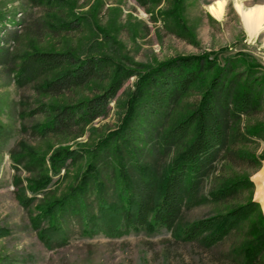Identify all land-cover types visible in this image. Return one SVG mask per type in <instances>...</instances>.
I'll list each match as a JSON object with an SVG mask.
<instances>
[{
  "label": "trees",
  "instance_id": "1",
  "mask_svg": "<svg viewBox=\"0 0 264 264\" xmlns=\"http://www.w3.org/2000/svg\"><path fill=\"white\" fill-rule=\"evenodd\" d=\"M175 17L181 21L178 15ZM77 20L64 22L60 27L74 30L73 25L85 23L86 19L81 16ZM7 41L3 39L0 46L2 68L11 65V52L4 47ZM239 62L237 58L203 54L150 67L134 64L128 69L104 55L81 58L70 51L35 50L25 55L19 65L8 67L17 86L34 84L41 96L69 92L87 84L98 73L114 70L106 88L89 99L65 105L40 102L30 113L26 112L43 119L23 125L21 130L42 139L103 117L123 83L136 77L116 129L91 147L56 149L48 159L49 167L45 156L23 141L9 151L15 170L21 168L30 175L28 195L19 187L17 177L13 184L20 192L18 203L29 213L28 227L36 233L38 242L47 249L66 245L73 221L78 222L82 235L103 234L110 238L164 229L185 246L198 247L227 263L259 264L264 253V214L256 203L250 201L181 225L186 211L219 204L243 186L248 187V181L234 180L202 194L214 164L230 144L232 124L254 112L263 95L264 77H255L257 71L252 65L236 72L235 63ZM194 88L202 89L196 107L172 125V111ZM254 135L264 136V128L259 127ZM6 138L0 127V142ZM135 141L148 149H138ZM82 159L85 169L74 185L58 196L55 190H48L54 176ZM256 196L264 208L262 191H257ZM244 223L249 224L246 238L238 247L222 253L225 242ZM8 235L9 231L0 227V237Z\"/></svg>",
  "mask_w": 264,
  "mask_h": 264
},
{
  "label": "rangeland",
  "instance_id": "2",
  "mask_svg": "<svg viewBox=\"0 0 264 264\" xmlns=\"http://www.w3.org/2000/svg\"><path fill=\"white\" fill-rule=\"evenodd\" d=\"M47 1L0 0V46L3 39L8 40L4 47L11 52V65L0 67V127L7 135L0 142V227L9 231L8 236L0 237V264H235L198 247L185 246L172 232L164 229L152 233L141 230L110 238L103 234L82 235L78 222L73 221L66 245L47 249L40 244L36 233L28 227L29 213L19 205L20 192L13 184L17 177L19 187L28 195L26 188L30 175L21 168L15 170L9 151L23 141L45 156L49 167L48 159L56 149L91 147L116 129L123 114V103L133 89L136 77L123 83L103 117L87 126L42 139L21 130L23 125L27 127L43 119L28 113L40 102L65 105L89 99L106 88L114 70L98 73L87 84L69 92L41 96L37 95L34 84L17 86L8 69L19 65L25 55L35 50L70 51L81 58L104 55L114 64L120 63L128 69L134 68V64L150 67L179 57L217 54L221 59H239L240 62L235 63L236 72L246 71V66L252 65L257 71L255 77L259 79L264 77L263 36L247 38L233 8L235 0H222L226 2V10L221 20H215L207 11V7L217 0ZM238 1L245 6L264 4V0ZM175 14L180 17V22ZM81 16L86 19L85 23L73 25L74 30L60 27L64 22L78 21ZM201 94V88L188 91L172 111L170 123L173 125L188 115ZM261 126L264 128V84L259 107L232 124L230 144L214 164L202 194L234 180H246L248 187L243 186L236 195L219 204L186 211L182 226L250 201L264 214L262 200L256 196L257 191L264 194V136L254 135ZM134 145L138 149H148L139 141ZM171 157L166 161L169 162ZM84 164V159L78 160L67 171L61 170L53 177L48 190H55L56 196L64 193L84 171ZM34 206L31 207L33 214ZM248 228L249 224L244 223L232 234L223 245L222 253L238 247L246 238ZM259 264H264V253Z\"/></svg>",
  "mask_w": 264,
  "mask_h": 264
},
{
  "label": "bare ground",
  "instance_id": "3",
  "mask_svg": "<svg viewBox=\"0 0 264 264\" xmlns=\"http://www.w3.org/2000/svg\"><path fill=\"white\" fill-rule=\"evenodd\" d=\"M233 8L240 20L241 26L249 40L263 36L264 44V4L245 6L242 2L235 0ZM226 2L214 1L207 7L208 13L215 20H221L225 15Z\"/></svg>",
  "mask_w": 264,
  "mask_h": 264
}]
</instances>
